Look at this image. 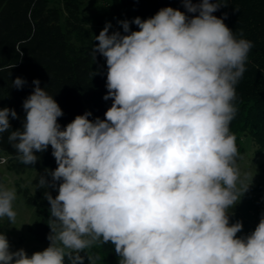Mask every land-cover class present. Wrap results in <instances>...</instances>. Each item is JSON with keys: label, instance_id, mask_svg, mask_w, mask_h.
I'll return each instance as SVG.
<instances>
[{"label": "clouds", "instance_id": "9594fccd", "mask_svg": "<svg viewBox=\"0 0 264 264\" xmlns=\"http://www.w3.org/2000/svg\"><path fill=\"white\" fill-rule=\"evenodd\" d=\"M188 13L166 7L153 17L105 24L93 56L106 60L104 119L77 115L61 129L63 111L40 81L24 100L22 129L9 131L14 109H0V138L33 165L52 148L57 167L38 188H58L50 204L49 246L31 256L10 250L0 233V264H89L86 249L114 245L118 264H264V216L237 237L233 209L250 184L241 180L230 123L236 85L252 41L237 39L213 15L223 0H182ZM135 24L139 30H130ZM97 73L93 72L92 77ZM26 81L17 77L12 87ZM239 184V187H238ZM14 189L0 185V218L15 223Z\"/></svg>", "mask_w": 264, "mask_h": 264}, {"label": "trees", "instance_id": "16d2710c", "mask_svg": "<svg viewBox=\"0 0 264 264\" xmlns=\"http://www.w3.org/2000/svg\"><path fill=\"white\" fill-rule=\"evenodd\" d=\"M56 1L60 6L51 5L50 0H0V109H14L18 115V119L9 117V131L22 129L26 116L22 105L33 92L35 79L62 109L64 114L58 118L61 129L85 112L92 113L90 120L104 119V113L112 104L111 99H103L107 94L106 60L99 53L94 59L92 50L98 41L92 38L82 0ZM223 2L226 6L213 15L224 19L237 39H247L254 45L247 56L246 71L235 86L237 112L230 123V132L235 137L247 134L264 153V0ZM121 4L134 9L133 19L146 20L166 7L180 10L189 17L196 15L187 12L182 0H121ZM130 30L139 29L132 24ZM93 72L97 74L92 77ZM17 77L26 81L19 89L12 87ZM8 134L0 138V154L7 169L18 176L28 170H44L51 185L52 178L45 171L57 167L51 146L35 153L39 157L35 164L25 165L9 144ZM21 181L19 178L15 183L17 193L27 205L36 209V218L29 231L37 241H46L50 233V204L45 192L55 198L58 188L36 186L31 189L21 186ZM89 253L98 257L101 264H116L119 258L111 243L97 242Z\"/></svg>", "mask_w": 264, "mask_h": 264}, {"label": "rangeland", "instance_id": "374dc122", "mask_svg": "<svg viewBox=\"0 0 264 264\" xmlns=\"http://www.w3.org/2000/svg\"><path fill=\"white\" fill-rule=\"evenodd\" d=\"M50 3L60 6L56 0H50ZM82 9L85 17L89 20V29L93 40L108 22L112 25L109 33L123 31L118 21L128 20L131 22L134 20L135 14L134 9L130 6H123L121 0H82ZM236 144L239 152L237 167L240 170L241 180L250 186L235 207L229 209L230 224L237 221L242 222L243 229L237 233V237H245L255 230L261 217L264 216V153L258 150L257 145L247 134H238ZM3 159L0 154V185L15 190L16 199L13 201V209L17 215L15 223L9 222L7 217L0 218V233L6 235L11 251L22 248L31 256L34 252L46 249L50 241L47 239L39 242L29 231V227L32 226L36 218V209L24 202L21 195L17 193L15 183L21 178V186L26 185L34 189L38 186L39 177L44 176V170H28L25 174L18 176L7 169ZM90 248L85 251L87 255L95 258L89 253ZM80 255L85 256L84 264H89L86 254L81 252ZM118 261L119 258L116 260V264ZM65 264H68L67 258ZM96 264H101V262L96 259Z\"/></svg>", "mask_w": 264, "mask_h": 264}, {"label": "built area", "instance_id": "2783aa9c", "mask_svg": "<svg viewBox=\"0 0 264 264\" xmlns=\"http://www.w3.org/2000/svg\"><path fill=\"white\" fill-rule=\"evenodd\" d=\"M3 161H5V159H3Z\"/></svg>", "mask_w": 264, "mask_h": 264}]
</instances>
